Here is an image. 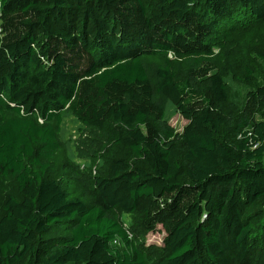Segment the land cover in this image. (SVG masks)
Instances as JSON below:
<instances>
[{
  "label": "trees",
  "instance_id": "obj_1",
  "mask_svg": "<svg viewBox=\"0 0 264 264\" xmlns=\"http://www.w3.org/2000/svg\"><path fill=\"white\" fill-rule=\"evenodd\" d=\"M254 25L264 0H0V180L17 186L0 264H264V75L236 54ZM229 75L251 85L241 106ZM65 111L109 125L83 154L121 152L82 195L49 175ZM113 210L137 214L139 234L164 224L165 247L139 246Z\"/></svg>",
  "mask_w": 264,
  "mask_h": 264
},
{
  "label": "rangeland",
  "instance_id": "obj_2",
  "mask_svg": "<svg viewBox=\"0 0 264 264\" xmlns=\"http://www.w3.org/2000/svg\"><path fill=\"white\" fill-rule=\"evenodd\" d=\"M148 9L151 11L157 5V0H146ZM258 25V24H257ZM246 28L237 36L238 50L236 54L241 65H244L249 58L254 64L257 80H261L264 75V62L260 60L252 50L256 48L264 49V27L259 25L254 28ZM219 48L216 51L219 52ZM217 52V53H218ZM173 67L179 79H183L186 75V65L182 58L176 57L169 53ZM222 60V58H220ZM163 57H151L149 61H162ZM249 60V61H250ZM221 62H224L222 60ZM231 89V100L237 106H241L245 96L251 85L248 83H238L229 75L226 77ZM165 117L175 127L177 134H181L188 120L179 112L175 104L167 100L165 101ZM60 124L59 138L62 141L61 148L56 152L49 168V175L59 178L61 183L66 185L71 192L82 195L92 187L93 177L97 174L107 172L109 159L113 156L120 155V150L113 145L112 142L99 144L92 155L83 154L79 148L85 145L83 140H89L88 136H100L106 138V132L109 131V125L102 132L86 127L72 112L65 111L62 115ZM78 177V178H75ZM86 182L82 183L80 180ZM17 186L14 178L0 180V216L3 214V205L10 193H15ZM124 225L129 229L130 237L135 240L139 246L144 248H152L156 250L165 247L164 237L166 235L164 224H159L154 230L145 234L136 233L135 229L138 226V215L127 213L121 210H113ZM70 264V263H69Z\"/></svg>",
  "mask_w": 264,
  "mask_h": 264
}]
</instances>
